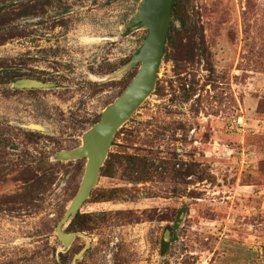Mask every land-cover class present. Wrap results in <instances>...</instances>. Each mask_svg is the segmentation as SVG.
<instances>
[{
  "label": "rangeland",
  "instance_id": "374dc122",
  "mask_svg": "<svg viewBox=\"0 0 264 264\" xmlns=\"http://www.w3.org/2000/svg\"><path fill=\"white\" fill-rule=\"evenodd\" d=\"M139 1L24 0L31 14L0 16V76L56 87L17 91L0 79V264H71L87 243L76 264H264V0H186L200 48L167 43L154 92L107 159L151 168L138 181L125 160L100 172L75 222L89 242L76 236L62 252L56 226L85 160L54 155L79 146L136 73L106 81L146 36L122 30ZM45 171L52 185L30 193V176Z\"/></svg>",
  "mask_w": 264,
  "mask_h": 264
},
{
  "label": "water",
  "instance_id": "95a60500",
  "mask_svg": "<svg viewBox=\"0 0 264 264\" xmlns=\"http://www.w3.org/2000/svg\"><path fill=\"white\" fill-rule=\"evenodd\" d=\"M175 0H140L135 14L122 27L124 32L143 30L146 32L138 51L131 56L116 72L107 76L106 81L118 79L134 69V74L128 85L118 97L108 104L101 112L100 119L91 126L81 137L79 146L72 150H62L54 155L56 162H73L85 160V167L80 186L76 195L70 201L64 216L56 226V236L63 245L62 252H66L76 236L88 238L80 232L64 233L63 227L70 223L78 214L81 206L90 197L96 187L101 169L108 159L109 150L116 133L131 119L137 109L154 92L158 80V72L165 55L168 34L170 32L172 7ZM17 90H47L56 88L54 84L37 80L21 79L12 84ZM26 130L47 133L41 125L28 124L22 126ZM183 213L178 219L179 225ZM168 230L164 236L163 249L166 248ZM86 246L73 257L71 264L81 260L88 250Z\"/></svg>",
  "mask_w": 264,
  "mask_h": 264
},
{
  "label": "trees",
  "instance_id": "16d2710c",
  "mask_svg": "<svg viewBox=\"0 0 264 264\" xmlns=\"http://www.w3.org/2000/svg\"><path fill=\"white\" fill-rule=\"evenodd\" d=\"M5 7L2 8V10H0V16L2 15L1 17H4L5 14H2V13H4V11L9 10L11 8H14V7H18V9L16 11L19 10L20 14H18V15L21 17L31 14L32 12L30 10H33V8H34V6L26 8V4L24 3V0H18L17 2H14V4H10L6 8ZM185 8H186V0H175L174 1L173 7H172L173 19L171 22L170 32H169L168 37H167V39H168L167 43L171 46L172 44L175 45V41H179V45H183V42H185L186 46H194L195 45L198 48H200L199 41L201 39V33L197 28V24L195 22L189 20L188 15L185 13ZM5 13H9V12L6 11ZM128 60L126 61V63L128 62ZM8 71H10V70H7L6 72H4L2 77L0 76L1 77L0 79H3V81L7 82L8 84H11L15 80L23 77V75L16 74L13 71L12 72L11 71L8 72ZM124 160L130 164V168H131V170L129 172V174H130L129 178L131 177L130 181L140 180V178H142L143 175H147V172L145 174H143V172L146 170H149L151 168L150 166L146 165V163H144V161H142V163H141L139 161V159L135 160L131 156L124 158V157H119L116 155H111L109 157V160L106 161L104 167L101 169L102 175L107 176L106 175L107 170H109V168H110V171L113 170L115 168L116 164H118L121 167ZM140 165H144V168H142ZM140 167L142 170L138 171L140 169ZM50 171H51V169H50ZM54 174L55 173H53V172H50L48 174L45 171L44 173H42V175L39 178L37 176H30L31 177L30 179L34 182V185H32L33 187H32V190H30V193H33L35 191L39 192L40 190H45L46 188L51 186L52 183L54 182V180L56 179ZM109 175H111L110 172H109ZM136 175L139 178L138 177L136 178ZM142 179H144V178H142ZM31 180H28V182H30ZM115 191H117V190H113V192H115ZM79 216L80 215L77 214L76 217L70 223L69 226L71 227V232L87 231L86 228L85 229L81 228V227H79V225H77L75 223L78 219H80ZM93 217L97 218L99 216L94 215ZM85 218H89V216H87ZM60 257L64 261H67V257L65 255H60Z\"/></svg>",
  "mask_w": 264,
  "mask_h": 264
},
{
  "label": "flooded vegetation",
  "instance_id": "af4514ba",
  "mask_svg": "<svg viewBox=\"0 0 264 264\" xmlns=\"http://www.w3.org/2000/svg\"><path fill=\"white\" fill-rule=\"evenodd\" d=\"M21 79L37 80V79H31V78H28V77H22V78H20V79L15 80L14 82H16V81H18V80H21ZM37 81H39V80H37ZM14 82L11 83V86H12V84H13ZM14 90H17V89H14ZM43 90H44V89H43ZM17 91H35V90L32 89V90H17ZM78 214H79V212H78Z\"/></svg>",
  "mask_w": 264,
  "mask_h": 264
}]
</instances>
